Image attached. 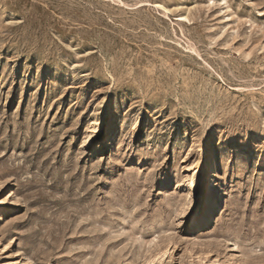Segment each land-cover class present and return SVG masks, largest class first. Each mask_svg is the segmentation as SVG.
<instances>
[{
  "label": "rangeland",
  "instance_id": "374dc122",
  "mask_svg": "<svg viewBox=\"0 0 264 264\" xmlns=\"http://www.w3.org/2000/svg\"><path fill=\"white\" fill-rule=\"evenodd\" d=\"M0 264H264V0H0Z\"/></svg>",
  "mask_w": 264,
  "mask_h": 264
},
{
  "label": "bare ground",
  "instance_id": "6f19581e",
  "mask_svg": "<svg viewBox=\"0 0 264 264\" xmlns=\"http://www.w3.org/2000/svg\"><path fill=\"white\" fill-rule=\"evenodd\" d=\"M7 206H8V204L6 201H4V200L0 201V208L7 207Z\"/></svg>",
  "mask_w": 264,
  "mask_h": 264
}]
</instances>
